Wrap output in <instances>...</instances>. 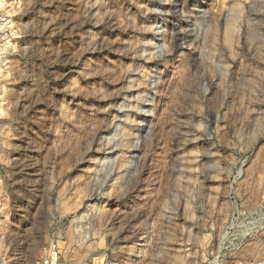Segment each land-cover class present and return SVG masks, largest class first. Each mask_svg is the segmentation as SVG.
Masks as SVG:
<instances>
[{"label":"rangeland","instance_id":"rangeland-1","mask_svg":"<svg viewBox=\"0 0 264 264\" xmlns=\"http://www.w3.org/2000/svg\"><path fill=\"white\" fill-rule=\"evenodd\" d=\"M0 3V264H264V0Z\"/></svg>","mask_w":264,"mask_h":264},{"label":"built area","instance_id":"built-area-1","mask_svg":"<svg viewBox=\"0 0 264 264\" xmlns=\"http://www.w3.org/2000/svg\"><path fill=\"white\" fill-rule=\"evenodd\" d=\"M1 1L2 0H0V2ZM4 5L0 6V79L2 76V69L9 56L8 43L13 35L12 17ZM58 261L57 244L50 243L41 248L35 264H58Z\"/></svg>","mask_w":264,"mask_h":264},{"label":"bare ground","instance_id":"bare-ground-1","mask_svg":"<svg viewBox=\"0 0 264 264\" xmlns=\"http://www.w3.org/2000/svg\"><path fill=\"white\" fill-rule=\"evenodd\" d=\"M2 3H0V6ZM136 247H137V242L134 241L133 244L129 245L128 251L126 252V255L124 257V262L128 263L131 262L134 257L136 256Z\"/></svg>","mask_w":264,"mask_h":264}]
</instances>
